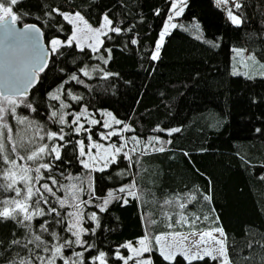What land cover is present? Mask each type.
<instances>
[{
	"label": "trees",
	"instance_id": "trees-1",
	"mask_svg": "<svg viewBox=\"0 0 264 264\" xmlns=\"http://www.w3.org/2000/svg\"><path fill=\"white\" fill-rule=\"evenodd\" d=\"M240 3L242 7L237 14L244 22L237 27L230 23L223 9L216 5V0H188L183 16L174 22L190 30L184 31L180 27L170 30L157 61L149 59V55L166 21L170 7L166 0H23L15 6L14 11L19 9L32 13L18 23L41 26L46 43L52 36L66 40L72 32L71 25L65 24L61 33L34 19L51 7L80 11L94 27L99 25L105 13L114 21L122 20V27L135 24L133 32L123 36L112 33V40L104 38V47L100 49V54L105 56L104 49H112L110 62L101 67L118 75L104 80L101 79L102 73H93L91 79L81 76L83 84L72 83L65 88H71L73 94L83 97L79 103L69 101L73 107L66 111L78 112L84 105L94 114L93 118L101 121L100 112L110 111L136 130L124 133V136L137 135L142 144L135 146L129 141L125 151L136 147V153L130 154L139 163L129 168L130 162L120 158L119 163L111 165L108 171L89 172L80 164L75 144L76 140L85 139L87 134L76 136L71 129L65 128L69 133L66 139L72 143L62 150L61 161H53L52 172L45 173L58 181L53 191L62 198L68 195L63 186L80 183L76 177L83 181L80 185L83 188L81 200L90 198L89 180L98 196H104L108 190L121 185L133 181L137 183L140 200L129 198L125 206L113 202L107 212L98 213L101 230L95 237H85L95 240L98 249L111 254L118 245L126 241L134 243L146 232L153 236L188 232L189 229L182 224L171 229L168 227L179 218L180 209L175 202L165 205L164 201L192 189L211 195L212 201L209 204L200 199L195 210L188 215L219 217V225L204 222L199 227L203 230L222 226L229 238L228 243L236 249V264H246L244 256L251 259L255 255L259 260V253L264 250L259 247L250 250L248 244L264 243V180L260 179L264 175V78L246 75L243 66L235 62L233 56L234 49H247L248 54L252 53L257 60L264 61V0H240ZM42 4L47 7L42 9ZM157 8L161 9L159 16L154 14ZM194 22L200 24L204 40L213 41L217 47L196 39L190 26ZM133 37L138 39L137 45L130 43ZM62 51L71 55L51 57L48 69L30 91L29 99L37 111L32 113L23 107L17 110L18 115H27L45 132L58 130V126L49 120L50 106L56 102L47 99L48 93L82 65L99 63L89 58L91 53L87 48L81 53L75 51L73 45V48ZM75 57L80 59L73 64ZM61 68L65 69L64 73L60 72ZM234 71L239 74L234 75ZM68 119L71 120V116ZM84 123L85 127H91ZM9 124L13 127L14 136L18 133L24 135L23 125L16 124L11 117ZM157 126L163 129L180 128L181 131L170 137L153 131ZM34 131V127L29 128L28 135H34ZM103 131L100 125L93 127V138L99 139V132ZM152 136H158L165 142L164 152L152 151V147L160 145L146 144V139ZM168 140L172 143H166ZM110 141L117 146L124 143L119 137H111ZM85 142L88 141L85 139ZM146 146L148 153L141 155ZM119 172L123 175H118ZM58 210L65 215L74 209L65 207ZM95 210L83 206L85 214ZM167 216H171L172 220ZM65 219H68L66 215ZM152 220L156 223L151 224ZM39 223V220L35 221V224ZM84 226L91 225L86 222ZM61 227L55 226L56 231L59 232ZM13 231L19 234L23 230L12 221L0 224V239L9 241ZM121 251L127 255L126 249ZM21 254H26L23 249ZM229 254H232L231 247ZM151 255L154 264H166L158 252L154 251ZM57 264L62 262L58 260ZM109 264L122 262L110 257ZM176 264L186 262L177 256ZM194 264L215 262L206 258Z\"/></svg>",
	"mask_w": 264,
	"mask_h": 264
},
{
	"label": "snow or ice",
	"instance_id": "snow-or-ice-1",
	"mask_svg": "<svg viewBox=\"0 0 264 264\" xmlns=\"http://www.w3.org/2000/svg\"><path fill=\"white\" fill-rule=\"evenodd\" d=\"M170 3L163 30L159 34V40L155 44L154 50L150 52L149 59L157 61L160 51L165 41V36L170 34V30L177 27L184 31H189L184 25L174 22L183 16L188 6V0H166ZM23 0H0V50L3 52V62L0 64V224L12 221L14 225L23 231L17 234L12 233V238L5 242L0 239V264H109L110 257L122 264H154L152 253L158 252L166 264H176L177 256L183 258L186 264H194L195 261H204L206 258L215 264H236V249L228 243V236L222 226L206 227L201 229L200 224L204 222L219 225V217L214 219L209 215H192L188 212L194 211L200 199L209 204L212 196L209 194L198 193L192 189L184 193H177L173 199L164 201L165 205L175 202L180 215L168 227L174 228L177 224L186 226L189 231L187 234L182 232H168L158 235H151L146 232L135 243L126 241L118 245L113 253H108L98 249L95 240L85 239V237H95L98 230H101L100 216L98 213H105L113 202H119L121 206L129 203V198L140 200L141 195L137 190V183L130 182L128 185H121L118 188L108 190L106 195L98 196L96 189L89 180L88 187L90 198L80 199L83 188L79 184H69L63 186L69 194L71 203H66L65 198L58 197L53 191L58 185V181L51 175L54 167L53 161L62 160V150L72 143L66 139L69 135L65 128L71 129L76 136L87 134L85 139L88 141L87 151L85 139L76 140V150L80 164L89 172H105L113 164H118L120 158L128 160L129 168L133 167L138 160L133 159L130 153H136L137 148H128L131 141L135 146H140L142 140L137 135L125 137L124 133L135 132L136 130L128 123L117 119L111 112L101 113L110 117L109 120H97L93 118L87 106L81 105L80 111H66L73 107V103H79L82 96L73 94L71 88H65L68 84H83L81 76L92 78L93 73H102L101 79L107 80L113 75L101 65H107L111 60V48H105L107 56L100 54V49L104 47V38L114 39L110 34L123 36L133 32L135 24L122 27L123 21H114L108 13L103 14L98 26L94 27L80 11H66L60 7H51L37 15L34 19L42 21L44 26L64 31V25H71V35L66 40H61L58 36H52L45 45L42 42L44 32L41 26L35 23H23L22 28H17V23L23 21L25 17L32 15L31 12L22 11L14 8ZM218 7L224 6L226 15L230 23L234 26H241L244 22L242 17L237 14L241 9L240 0H216ZM42 9L47 6L42 4ZM155 15L161 14V9L157 8ZM57 17L59 19H57ZM191 29L197 33L196 39L204 43L217 47L218 45L210 40H204L200 24H191ZM132 45L139 43L133 37L130 40ZM75 51L83 53L85 48L91 53L90 59H95L99 63L89 66L82 65L78 71L68 74L67 79L61 81L56 89L49 92L47 99L56 103L50 106L49 120L58 126V130L44 131L35 121L29 119L27 115H18L17 110L21 107L35 113L37 109L29 99L30 90L39 82L42 73L49 67L51 57H62L71 55L62 49L73 48ZM238 57L243 56L247 49H234ZM80 57H75L72 63ZM246 61L250 62L253 69L259 68V75L264 78V61H257L254 54L249 53ZM54 63V61H52ZM247 67L248 64L242 65ZM65 72L64 68L60 69ZM238 75V72H234ZM251 78V77H249ZM69 101L73 103H69ZM71 116V120L68 117ZM9 117L15 120L16 124L24 126V135L19 133L13 135V127L9 124ZM91 127H85V123ZM100 125L105 132H100V140L108 141L111 137H119L124 143L117 146L112 143L105 147L93 140L92 128ZM122 125V127H120ZM35 129L34 135H28V129ZM153 131L163 132L167 136H173L181 131L180 128L163 129L157 126ZM260 132V129H256ZM43 132L44 134H41ZM47 141V143H38ZM165 142L158 136L146 139L148 146L152 147L153 152H164ZM166 143L171 144L168 140ZM10 145V147H9ZM103 148V154L100 149ZM96 149V152H93ZM148 153V147H144L141 155ZM185 155H188L185 153ZM47 158V161H46ZM46 161V162H45ZM118 175H123L119 172ZM264 180V175L260 177ZM50 181V183L48 182ZM19 185V186H18ZM10 194V195H9ZM49 197L54 199L50 200ZM99 203H93V201ZM58 205V207H57ZM87 205L96 209L85 214L83 206ZM191 206V208L189 207ZM70 207L75 211L67 212L62 215L58 208ZM215 212V209H211ZM50 218V219H49ZM167 219L172 220L171 216ZM39 220V224L35 221ZM90 227H85V223ZM151 224L156 221L152 220ZM62 225L60 231H56L55 226ZM62 233H67L65 236ZM218 234V235H217ZM31 245L32 247H29ZM231 247L232 254H229ZM259 247L264 250V243L249 242L248 248ZM21 249L26 254H21ZM79 249V250H77ZM127 250V255L121 251ZM67 253V254H66ZM86 253H94L86 255ZM147 254V255H146ZM246 264H264V251L259 253V260L253 255L251 259L244 256Z\"/></svg>",
	"mask_w": 264,
	"mask_h": 264
},
{
	"label": "rangeland",
	"instance_id": "rangeland-1",
	"mask_svg": "<svg viewBox=\"0 0 264 264\" xmlns=\"http://www.w3.org/2000/svg\"><path fill=\"white\" fill-rule=\"evenodd\" d=\"M217 5V4H216ZM222 9H224V6L223 5H221L220 6ZM224 12H225V14H226V10H223ZM226 17H227V15H226ZM228 19V18H227ZM194 23H196V22H194ZM193 24V23H192ZM191 26V25H190ZM191 32H192V34L194 35V36H196L197 35V33H196V31L194 30V29H192L191 30ZM204 37V36H203ZM159 40V39H158ZM63 41V40H62ZM236 49H239V48H236ZM247 55H248V53L247 52H245L244 53V55L243 56H240V57H238L237 55H236V52L234 51V56H233V60H235V62H238V64H239V62H240V65L242 66V65H244V64H248V66L247 67H244L243 66V69H244V72L246 73V75H248V74H251V75H249V76H259V77H261L258 73H259V71H260V69L259 68H256V69H253V67H252V65H251V63L250 62H248V61H246V57H247ZM237 58H239V60H237ZM257 61H259V60H257ZM233 67L236 69V66L235 65H233ZM234 70V69H233ZM235 72V71H234ZM244 73V74H245ZM241 74H243V73H241ZM107 112H110V111H102V112H100V115H101V113H107ZM113 115V114H112ZM114 116V115H113ZM101 117H102V120H109L110 121V117H107V116H104V115H101ZM95 119H97V118H95ZM98 120V119H97ZM105 130V129H104ZM105 131H107V130H105ZM105 131H103V132H105ZM100 133V132H99ZM93 140L94 141H96V142H98V143H100V144H102V145H104L105 147H107L108 145H110V144H112L113 142H111L110 140H108V141H104V140H100V137H99V139H96V138H93ZM85 144H86V151H87V144H88V142H85ZM97 150L96 149H93V152H96ZM100 153L101 154H103V148H101L100 150ZM73 184H77V183H74L73 182ZM65 198V200H66V203H71V200H70V197H69V194L66 196V197H64ZM73 211H75V209L73 210ZM182 233H185V234H187V232H182ZM218 235V234H217ZM137 241V240H136ZM135 241V242H136ZM134 242V243H135ZM128 254V253H127Z\"/></svg>",
	"mask_w": 264,
	"mask_h": 264
},
{
	"label": "water",
	"instance_id": "water-1",
	"mask_svg": "<svg viewBox=\"0 0 264 264\" xmlns=\"http://www.w3.org/2000/svg\"><path fill=\"white\" fill-rule=\"evenodd\" d=\"M29 24H31V23H29ZM22 25H23V24H19V23H17V28H22ZM42 42H43L45 45L47 44V43L45 42L44 37L42 38ZM2 62H3V52H2V50H0V64H2ZM0 71H2V70H0ZM34 87H35V86H34ZM34 87H33V88H34ZM33 88H32V89H33ZM32 89H31V90H32ZM31 90H30V91H31Z\"/></svg>",
	"mask_w": 264,
	"mask_h": 264
}]
</instances>
